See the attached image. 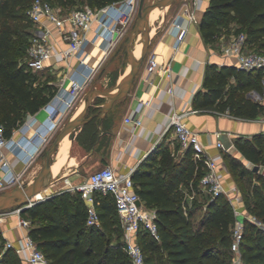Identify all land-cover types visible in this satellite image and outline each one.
Instances as JSON below:
<instances>
[{"label": "trees", "instance_id": "16d2710c", "mask_svg": "<svg viewBox=\"0 0 264 264\" xmlns=\"http://www.w3.org/2000/svg\"><path fill=\"white\" fill-rule=\"evenodd\" d=\"M49 1L68 12L80 1L98 9L120 0ZM32 2L0 0V124L4 125L7 138L13 136L28 114L38 112L58 91L51 75L44 77L25 61L35 29L28 14ZM232 24L236 25V33L246 32L248 49L264 53V0H211L199 26L204 40L213 43ZM204 86L205 90L195 98L197 109H214L250 119L264 112V103L251 96L253 90L264 94V69L246 70L211 62L206 67ZM235 145L252 163L264 164V132L252 138L237 137ZM226 159L241 186L248 213L259 221L244 217L240 264H264V173L248 168L231 155H226ZM205 172L206 167L194 158L192 148H187L179 159L164 144L134 170L136 190L145 205L156 210L160 233L156 239L147 230L139 231L145 264H237L232 241L238 216L228 196H208L204 216L199 223L194 221L196 211L204 203L198 198L189 202L185 187L193 186L200 192ZM248 174L256 177L250 193L244 185ZM96 195L99 225L87 224L88 204L81 192L71 199L69 192L63 191L22 210V216L32 221L30 234L50 264H134L126 249L114 197ZM2 240L0 229V244ZM17 259L25 264L9 247L0 257V264H17Z\"/></svg>", "mask_w": 264, "mask_h": 264}, {"label": "crops", "instance_id": "0c3cea01", "mask_svg": "<svg viewBox=\"0 0 264 264\" xmlns=\"http://www.w3.org/2000/svg\"><path fill=\"white\" fill-rule=\"evenodd\" d=\"M210 2L211 0H197L199 22L191 26L190 33L179 46L175 44L176 35L172 21L175 15L189 4L188 0L181 1L171 19L165 18L157 25L155 35L152 34L151 26V48L149 50L157 51L158 59L163 66L168 63L171 64L172 76L168 77L161 70L148 75L145 71L146 56L142 70L138 73L131 92L125 99L115 102L106 113L102 112L100 115L93 117L75 131L67 134L59 142L51 159L47 185L40 196L44 195L47 198V196L68 191L72 199L79 193L73 186L86 181L95 170L105 165L114 166L120 173L131 169L135 170L161 144H164V146L179 155V159H182L186 148L183 146L178 148L174 145L175 133L173 128L170 127L169 115L174 110H191L187 116V121L193 129L199 132L207 152L219 159L221 163L220 173L225 184L226 194L237 196L238 205L242 210H247L243 191L233 175L226 155L237 158L248 168L255 170V166L259 164H254L243 156L235 145V139L240 136L252 138L254 135L264 132V116L259 115L250 119L231 115L229 112L197 109L195 107L197 94L205 90L204 80L207 64L214 62L219 65H236L237 63L235 55H226L222 51V45L237 34L234 29H231L233 30L231 32L222 33L218 40L213 43H207L203 38L199 24ZM47 23L53 26L52 23L48 21ZM97 25V22H95L90 31V35L95 41L88 45L87 51L89 52L90 64L98 66L107 53L101 46L103 44L97 36ZM52 41L54 44L53 55L40 71L42 74L48 72L49 75L55 76V79L51 82L59 89L62 84H70L71 76L80 78L82 73L77 57L67 58L64 56L63 51L68 48V41L54 26ZM125 77L126 72H121L115 80L106 78L105 85L101 89L103 91H113ZM170 87L173 89V93L168 90ZM100 96L97 95L92 101L87 115L95 113L104 104L106 97ZM86 98L81 99V101L78 99L75 107L65 116V121L59 130L84 111ZM141 99H150V102L144 104ZM49 102L38 112L28 114L25 120L15 128L12 137L25 142L33 137L36 131L49 126L51 124L47 109ZM138 109L143 118V124L139 126L135 125L133 121H128V117L135 115ZM192 109H197V111H192ZM58 131L43 144L41 152L52 143ZM226 135L231 138L232 145L228 148L225 145L223 147L218 146V141L223 142ZM4 152L11 163L12 170L15 173H20V177L14 184L8 185L4 176L5 170L0 165L2 189L32 183L46 159V156L42 159L40 155L43 152H40L39 156L37 155L35 159L27 162L24 156L16 150L15 145L11 143L4 149ZM255 171L264 173V165H259V169ZM182 187H185V185L182 184ZM195 191V198L204 203L203 207L201 206L199 209H205L206 198L210 195L201 189L200 192H197L191 186V189L185 187L186 197ZM200 195L201 197H199ZM45 197L44 199H46ZM13 209L0 212V229L5 239L19 246L22 243L24 230L19 225V216ZM71 210L72 212L75 211L73 201ZM22 259L25 264H28L25 257Z\"/></svg>", "mask_w": 264, "mask_h": 264}, {"label": "built area", "instance_id": "2783aa9c", "mask_svg": "<svg viewBox=\"0 0 264 264\" xmlns=\"http://www.w3.org/2000/svg\"><path fill=\"white\" fill-rule=\"evenodd\" d=\"M140 0L114 1L101 8H93L86 4L84 7L63 12L60 7L54 6L49 0H33L28 14L35 23V29L27 50L25 61L34 70L43 69L47 60L53 55V26L56 27L67 39L68 48L63 51L65 57H77L78 65L82 76H71L70 84H62L56 94L52 97L47 109L48 118L51 121L49 126L36 131V134L28 141L16 140L13 137L7 138L5 127L0 124V165L5 170V179L8 185L14 184L20 177V173L12 170L11 163L6 156L4 149L11 143L16 150L24 156L27 162L32 161L41 152L51 135H54L65 121V116L75 107L80 94L85 86L92 79L97 65L88 61L89 52L87 47L95 39L90 35L95 22H97V36L106 53L110 52L116 45L123 33L124 27L131 25L138 12ZM189 4L178 12L172 23L175 29L176 46H179L191 31V26L198 23L197 0H188ZM52 23L50 26L48 23ZM222 51L226 55L237 57L236 66L246 70L264 69V53L248 49L247 34L244 31L237 33L230 41L222 45ZM161 70L168 77L172 76V67L168 63L162 65L158 59L156 50H151L147 55L145 71L148 75ZM168 90L173 93L170 87ZM141 102L148 104L150 99H141ZM197 111V109H192ZM191 110L177 111L170 113V127L184 148H192L194 158L201 160L206 167V172L201 177L199 187L211 197L226 194L224 181L221 177V163L215 156L209 154L205 144L200 138L199 132L193 129L187 121ZM128 121H133L137 126L143 124V118L138 109ZM40 141H38V138ZM218 146L223 147L222 141ZM134 169L120 173L112 165H105L92 172L86 181L79 183L73 188L81 192L82 197L88 204V225H99L100 214L97 206V193L103 195L111 194L114 197L121 223L125 232L126 249L129 252L134 264H145L143 248L138 241L140 230H147L156 239L160 238L157 223V213L153 208L145 205L141 195L136 190L133 179ZM3 185L0 183V189ZM227 195V194H226ZM196 196V191L188 197L189 202ZM235 214L250 217L254 221L258 219L251 216L238 205V198L233 194L227 195ZM42 195L39 198H44ZM39 198H35L39 199ZM32 205V204H30ZM19 216V225L24 230L22 243L17 246L8 241L6 247H12L28 264H50L45 252L38 246L36 240L30 234L32 221L23 217L21 207L13 209ZM264 226V224H262ZM243 221L237 219L233 231L232 248L236 252L235 263L240 264V246L243 239Z\"/></svg>", "mask_w": 264, "mask_h": 264}, {"label": "water", "instance_id": "95a60500", "mask_svg": "<svg viewBox=\"0 0 264 264\" xmlns=\"http://www.w3.org/2000/svg\"><path fill=\"white\" fill-rule=\"evenodd\" d=\"M176 0H154L152 3H148L146 0L139 1V8L136 15V22L130 31L127 43H126V55L127 65L129 74L116 86L113 91H103L99 89H93L86 98V107L84 111L75 119L67 122L55 135L52 143L50 144L46 159L38 175L35 177L32 183L26 185H20L11 189L0 192V212L21 207L26 209L30 207V204H35L44 198L34 200V197L43 191L47 185V179L50 174L51 159L54 152L57 149L59 142L69 133L75 131L79 126L84 125L86 122L91 120L93 117L100 115V113H106L112 108L115 102L125 99L131 92L132 86L135 79L142 69L146 56L150 49L151 44V23H150V12L157 7L167 6ZM143 35L144 46L142 48V55L137 58L134 49L132 48L133 43L137 40L139 35ZM103 95L106 97L104 104L99 107L95 113L87 115L88 110L92 101L97 95ZM223 143L226 148L232 145L231 138L226 135L223 139ZM259 169V165L255 166V170ZM48 197V196H47ZM46 198V197H45ZM238 220L243 221L244 216L239 215Z\"/></svg>", "mask_w": 264, "mask_h": 264}, {"label": "rangeland", "instance_id": "374dc122", "mask_svg": "<svg viewBox=\"0 0 264 264\" xmlns=\"http://www.w3.org/2000/svg\"><path fill=\"white\" fill-rule=\"evenodd\" d=\"M148 3H152L154 0H146ZM182 0H176L175 2L167 5V6H162V7H158L157 10L155 11V17L154 19H150V23L152 26V34L155 35L156 31H157V25L165 18H169L171 19L172 15L176 12L177 8L180 6ZM86 5L85 2H78L77 5H75L73 7V9L76 8H81L84 7ZM136 22V17L135 20L133 21V23L131 25H128L126 27H124L123 29V33L120 36V38L118 39L116 45L114 46V48L107 53V55L102 58V60L100 61V63L98 64V66L96 67L95 72L93 73L92 79L90 80V82L85 86V88L83 89L82 93L80 94L79 97V101H81V99H85L88 94L93 90V89H98L102 90L101 88L104 87L105 82H106V78L109 79H113L115 80L116 76L121 73V72H127L128 70V65H127V55H126V43L130 34V31L132 30L134 24ZM234 25L230 26V30L226 29V32H231L234 29ZM239 33V32H238ZM140 46V55L137 58H140L142 55V48L144 46V40H143V35H139V37L137 38V40L133 43L132 48L136 49V47ZM151 48V45H150ZM152 50V49H151ZM150 52V50H149ZM148 52V53H149ZM89 61V58H88ZM93 62V61H92ZM142 70V69H141ZM140 70V72H141ZM44 77H46L48 74V72H43ZM55 79V76H52V80ZM105 79V80H104ZM251 96L256 99L259 100L261 102L264 103V94H260L257 91L253 90L251 91ZM98 97H101L100 95H98ZM260 116H264V112L260 114ZM175 138L173 139L174 141V145L178 146L181 145V143L179 142V140L177 139L176 135L174 136ZM50 145V144H49ZM48 145V147H49ZM47 147V149H48ZM47 149H45L44 151H42L40 154V156H42V159L46 156V152ZM39 156V155H38ZM264 165V164H263ZM253 183H256V177L252 174H248L246 181H244V185H245V189L248 193H250V189L251 186L253 185ZM11 189V188H8ZM8 189H0V192L8 190ZM201 197V195L199 196ZM205 210L204 209H199L197 211V213L194 215V221L197 223H199L200 219H202V217L204 216ZM9 240L5 239L3 237V240L0 244V257L2 256L4 250L7 248V242ZM235 256V255H234ZM14 260H16V258H13ZM12 259V261H14ZM17 264H24L23 262H20V260L17 259Z\"/></svg>", "mask_w": 264, "mask_h": 264}, {"label": "bare ground", "instance_id": "6f19581e", "mask_svg": "<svg viewBox=\"0 0 264 264\" xmlns=\"http://www.w3.org/2000/svg\"><path fill=\"white\" fill-rule=\"evenodd\" d=\"M158 8V7H157ZM157 8H154L151 12H150V19L152 20V19H154V17H155V11L157 10ZM140 46H138V47H136V49H134V53H135V55H136V57H138L139 55H140ZM129 74V69L127 70V72H126V75H128ZM39 139H41V137H39L38 138V141H40ZM66 139V138H65ZM67 140V139H66ZM66 145V143L64 144V146ZM68 145V144H67ZM67 147V146H66ZM63 150H65V148H63ZM40 194H41V192L40 193H38L36 196H35V198H39V197H41L40 196Z\"/></svg>", "mask_w": 264, "mask_h": 264}]
</instances>
